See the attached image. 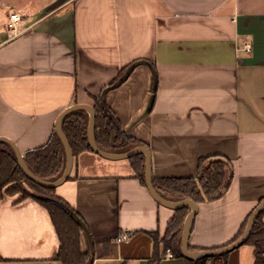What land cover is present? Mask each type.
I'll return each mask as SVG.
<instances>
[{"label": "crops", "instance_id": "1", "mask_svg": "<svg viewBox=\"0 0 264 264\" xmlns=\"http://www.w3.org/2000/svg\"><path fill=\"white\" fill-rule=\"evenodd\" d=\"M12 11L23 16L18 34ZM135 60L107 103L148 147L153 177H196L203 156L232 160L230 188L198 203L189 239L193 250L225 246L264 199V0H0V136L23 154L45 144L62 111L94 106ZM56 193L83 218L92 264H190L167 255L176 209L153 196L129 158L74 155ZM19 198L0 199V264H64L49 210ZM255 260L244 243L227 264Z\"/></svg>", "mask_w": 264, "mask_h": 264}, {"label": "trees", "instance_id": "2", "mask_svg": "<svg viewBox=\"0 0 264 264\" xmlns=\"http://www.w3.org/2000/svg\"><path fill=\"white\" fill-rule=\"evenodd\" d=\"M135 60L125 66L117 79L94 96L96 111L95 138L98 146L113 153H124L136 146L145 145L138 138L129 135L123 128L121 120L107 103V92L126 81L135 66ZM90 113L86 109L75 110L63 118L62 126L72 146L74 155L90 150L93 151L88 137ZM146 146V145H145ZM30 170L36 175L50 181L59 179L67 165L65 145L58 134L56 127L50 139L43 145L31 148L24 154ZM137 175L146 183V154L139 152L129 158ZM235 176V167L231 159L223 155L203 156L199 160V172L196 177H153L157 191L165 198L179 201L191 198L197 203L215 201L222 198L231 186ZM25 185L36 189H43L53 193L47 197H40L27 191ZM57 187H45L37 184L28 177L19 163L14 148L7 141H0V199L5 194L21 192L19 200L33 197L48 210L60 238L58 259L64 264H92V258L81 248V233L84 228L83 218L76 209L63 197L56 193ZM263 200V199H262ZM261 200V201H262ZM260 201V203H261ZM192 210L190 205L176 209L170 220L163 242L170 249L173 256H185L182 251L183 230L187 215ZM248 219L241 227L238 235L227 242L238 239L245 232ZM155 245H158V234ZM255 247V264H264V210L256 220L253 231L246 241ZM215 248V247H213ZM190 249H194L190 247ZM229 253L216 255L210 258L189 259L190 264H206L208 260L221 261L227 264ZM3 258L0 256V262Z\"/></svg>", "mask_w": 264, "mask_h": 264}, {"label": "water", "instance_id": "3", "mask_svg": "<svg viewBox=\"0 0 264 264\" xmlns=\"http://www.w3.org/2000/svg\"><path fill=\"white\" fill-rule=\"evenodd\" d=\"M79 109H86L90 113L88 137H89V142H90V145H91L93 151H95V152H97V153H99L105 157L112 158V159L130 158L139 152H145V154H146V183H147L149 190L153 194V196L160 203L167 205L169 207H172L174 209H178V208L185 206V205H190L192 207V210L189 212V214L187 215V218L185 220V227L183 230L182 251L186 257L197 260V259H202V258H210V257L216 256V255H223V254L231 252L232 250H234V249L238 248L239 246H241L242 244L246 243V241L249 239V237L253 231L254 224H255L256 220L258 219V217L260 216V214L264 210V199L261 201V203L255 208V210L251 214L245 232L238 239H236L235 241H233V242H231L225 246L218 247V248L202 249V250L190 249L189 239H190V235H191V231H192V223H193V220H194L195 215H196L197 210H198V203L191 198H186V199L179 200V201H172V200H169V199L163 197L162 195H160L156 191V189L153 185L151 153H150L147 146H145V145L136 146L133 149H131L127 152H124V153H113V152H109V151L101 149L98 146L96 138H95L96 111H95V108L93 105H89V104H85V103H76V104L71 105L68 108H66L59 115L57 123H56V130H57L58 134L60 135V137H61V139L65 145L66 154H67V165H66V169H65L63 175L55 181L46 180V179L36 175L35 173H33L30 170V168L28 167V165L25 161L24 155L21 152V150L19 149V147L17 146V144L7 137L0 136V141H7L14 148V150L18 156L19 163H20L21 167L23 168V170L25 171V173L28 175V177L30 179H32L37 184L45 186V187H58L59 185L63 184L69 178V175H70L72 167H73V162H74V152H73L72 146L70 144V141H69V139H68V137L65 134V131L63 129L62 121L66 115H68L69 113H71L75 110H79Z\"/></svg>", "mask_w": 264, "mask_h": 264}, {"label": "built area", "instance_id": "4", "mask_svg": "<svg viewBox=\"0 0 264 264\" xmlns=\"http://www.w3.org/2000/svg\"><path fill=\"white\" fill-rule=\"evenodd\" d=\"M22 20H23V16L21 15V13L16 12V11H12L10 13L9 25H10L11 30L14 32V34H18L19 24ZM243 49H245L248 52H251L253 50V43H251L250 41H247ZM130 236H131V233L126 232V233L119 235L117 239L118 241H123V240L128 239ZM167 255L170 257L173 256V253L171 252L170 249H168Z\"/></svg>", "mask_w": 264, "mask_h": 264}, {"label": "rangeland", "instance_id": "5", "mask_svg": "<svg viewBox=\"0 0 264 264\" xmlns=\"http://www.w3.org/2000/svg\"><path fill=\"white\" fill-rule=\"evenodd\" d=\"M25 187H26L28 192H30V193H32L34 195L40 196V197H47V195H53V193L46 192L43 189H36V188H33V187H29L27 185H25ZM16 194L20 195V197L22 196L21 192H16Z\"/></svg>", "mask_w": 264, "mask_h": 264}]
</instances>
